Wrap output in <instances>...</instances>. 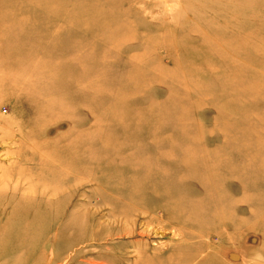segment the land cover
Returning <instances> with one entry per match:
<instances>
[{
  "label": "rangeland",
  "instance_id": "obj_1",
  "mask_svg": "<svg viewBox=\"0 0 264 264\" xmlns=\"http://www.w3.org/2000/svg\"><path fill=\"white\" fill-rule=\"evenodd\" d=\"M0 264H264V0H0Z\"/></svg>",
  "mask_w": 264,
  "mask_h": 264
},
{
  "label": "clouds",
  "instance_id": "obj_2",
  "mask_svg": "<svg viewBox=\"0 0 264 264\" xmlns=\"http://www.w3.org/2000/svg\"><path fill=\"white\" fill-rule=\"evenodd\" d=\"M256 259L259 260V259H261V257L259 255H257Z\"/></svg>",
  "mask_w": 264,
  "mask_h": 264
},
{
  "label": "bare ground",
  "instance_id": "obj_3",
  "mask_svg": "<svg viewBox=\"0 0 264 264\" xmlns=\"http://www.w3.org/2000/svg\"><path fill=\"white\" fill-rule=\"evenodd\" d=\"M64 4V3H63ZM76 8V7H75ZM14 234V233H13ZM28 238V237H27ZM31 239V238H30ZM32 242V241H31Z\"/></svg>",
  "mask_w": 264,
  "mask_h": 264
}]
</instances>
